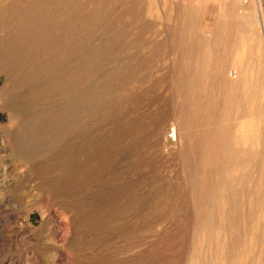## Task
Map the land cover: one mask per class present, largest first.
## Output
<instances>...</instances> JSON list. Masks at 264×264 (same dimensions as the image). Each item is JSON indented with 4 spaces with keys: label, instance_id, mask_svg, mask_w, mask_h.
<instances>
[{
    "label": "rangeland",
    "instance_id": "obj_1",
    "mask_svg": "<svg viewBox=\"0 0 264 264\" xmlns=\"http://www.w3.org/2000/svg\"><path fill=\"white\" fill-rule=\"evenodd\" d=\"M0 264H264V0H0Z\"/></svg>",
    "mask_w": 264,
    "mask_h": 264
},
{
    "label": "bare ground",
    "instance_id": "obj_2",
    "mask_svg": "<svg viewBox=\"0 0 264 264\" xmlns=\"http://www.w3.org/2000/svg\"><path fill=\"white\" fill-rule=\"evenodd\" d=\"M259 22H261L262 23V20L260 19L259 20ZM3 46V45H2ZM203 49H206V48H203ZM207 56H209V55H207ZM207 56H203V57H200L199 59H198V62L200 61V63H201V65H203V67L205 68V66L207 65V59L209 58V57H207ZM231 76H233V74H236V73H233V72H230L229 73ZM239 96V95H238ZM232 98L233 99H235V100H239V97H236V98H234L233 96H232ZM172 134L174 135V132H172ZM230 151V150H229ZM234 151V150H233ZM240 152V156H239V158H242V159H247V160H253L254 159V156L253 155H251V154H254L253 153V151H251V150H248V149H242V150H240L239 151ZM230 153H232V151L230 152ZM229 153V154H230ZM234 154V153H233ZM232 160H234V159H232ZM239 160V159H238ZM241 162V161H240Z\"/></svg>",
    "mask_w": 264,
    "mask_h": 264
}]
</instances>
